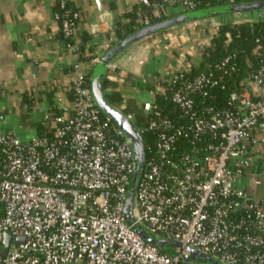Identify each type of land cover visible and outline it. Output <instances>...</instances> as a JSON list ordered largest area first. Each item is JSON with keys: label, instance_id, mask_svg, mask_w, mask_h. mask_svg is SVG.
Masks as SVG:
<instances>
[{"label": "built area", "instance_id": "built-area-1", "mask_svg": "<svg viewBox=\"0 0 264 264\" xmlns=\"http://www.w3.org/2000/svg\"><path fill=\"white\" fill-rule=\"evenodd\" d=\"M59 2L63 10L56 16L69 39L78 13L67 8L68 0ZM143 3L161 16L168 5L189 11L198 2ZM206 44L194 63L177 66L161 83L162 92L171 90L183 122L166 115L155 99L142 104L147 125L138 128L151 143L145 144L132 224L125 216L132 142L96 105L81 59L73 64L72 97L58 99L64 112L50 134L23 140L0 130V264H199L184 260L185 246L225 264H264V196L238 183L252 163L250 146L264 144V64L230 93L228 108L201 107L197 97L205 102L223 78L212 69L186 75ZM67 47L78 51L75 43ZM116 67L110 62L109 72ZM134 224L182 247L167 253ZM6 234L12 239L4 255Z\"/></svg>", "mask_w": 264, "mask_h": 264}, {"label": "crops", "instance_id": "crops-1", "mask_svg": "<svg viewBox=\"0 0 264 264\" xmlns=\"http://www.w3.org/2000/svg\"><path fill=\"white\" fill-rule=\"evenodd\" d=\"M58 1L0 0V130L14 131L23 140L40 134L42 125L46 128L44 133L49 134L56 124L55 118L64 112L58 99H71L73 64L81 58L67 47L61 21L56 16ZM67 3L78 13L77 41L87 35V53L95 56H102L117 41L114 33L117 18L123 19L135 8L152 10L143 0H68ZM182 12L185 11L178 6L168 5L165 14ZM237 19L223 15L178 24L127 47L113 60L116 69L107 72L116 83L108 87L109 91L117 92L119 100L115 106L122 109L135 101L136 106L142 107L144 101L154 100L171 71L197 60L199 49L209 42L219 24ZM110 37L114 41L106 48ZM96 64L84 62V71L91 76ZM26 95L30 96V105L24 101ZM249 153L251 166L238 183L254 196L262 197L264 144L251 145Z\"/></svg>", "mask_w": 264, "mask_h": 264}, {"label": "trees", "instance_id": "trees-1", "mask_svg": "<svg viewBox=\"0 0 264 264\" xmlns=\"http://www.w3.org/2000/svg\"><path fill=\"white\" fill-rule=\"evenodd\" d=\"M247 1L252 0H197V9ZM67 8L72 9L70 3H67ZM62 10L60 2L58 1L56 4V12H62ZM165 17H167L165 13L157 16L154 11L149 9L140 10L135 8L130 10L124 15L123 19L117 18L115 20L114 33L116 39L119 40L144 26L145 19H148L149 23H152ZM77 18L74 19L75 27L77 25ZM75 35L66 39L67 43L77 44V54L81 60L83 62H90L95 55L87 53L89 49L87 47L89 37L82 35L80 40L77 41ZM258 45H260V48L255 50ZM227 57H230L229 61L219 69L216 65L221 64ZM261 64H264V16L258 15L255 18H250L249 15H246L238 18L234 22H223L219 24L209 42L202 48L200 62L192 65L186 71V75L193 77L199 72L209 69L214 70L216 74H222L223 78L221 83L211 89L205 102L201 103L200 96L197 97L201 107L209 104L214 106L216 110H221L230 106V93L234 90L242 89L245 86L244 81ZM86 81L91 86L90 73L86 74ZM115 84V82L109 79L108 75L103 81L106 97L113 105H117L119 98L117 92L114 90L109 91L108 87L110 85L114 86ZM24 101L29 105L32 103L29 95L24 97ZM155 101L169 117L180 122L185 120L171 99V90L167 89L165 92L158 90L155 95ZM131 104L134 105L133 108ZM135 106L136 103L133 101L130 102V105L128 104L123 107L122 110L132 116L137 126L142 127L143 125H147V117L143 116L142 107ZM102 114L105 115L103 112ZM39 131L40 135L48 134V132L44 133L46 131L44 125L40 126ZM50 133L51 131H49ZM143 138L145 144L149 145L151 143L150 136L147 133L143 134Z\"/></svg>", "mask_w": 264, "mask_h": 264}, {"label": "water", "instance_id": "water-1", "mask_svg": "<svg viewBox=\"0 0 264 264\" xmlns=\"http://www.w3.org/2000/svg\"><path fill=\"white\" fill-rule=\"evenodd\" d=\"M223 15H233L236 18H241L246 15H249L250 18H255L258 15L264 16V0L228 3L207 8L189 10L167 16L158 21L144 25L127 34L125 37L117 40L101 56L100 62H98L92 70L90 84L96 105L101 110V112L113 119L125 132L127 137L131 140L134 150V170L125 203V216L126 221L129 224L134 222L133 208L135 203V192L144 169L146 150L143 135L131 116L124 112L121 108L113 105L106 97L103 81L107 76L109 63L133 43H136L162 30L186 22L207 18H216ZM133 229L138 232L146 241L154 244L167 253H171V251L175 250L177 247H182L180 242L154 235L142 224H134ZM14 238L18 241L23 240L22 236H15ZM11 239L12 236L10 234L5 235V248L3 250L4 255L7 253L8 244ZM185 249L188 251V253H184L182 256L186 261H192L199 264H225L218 258L199 251L196 248L185 246Z\"/></svg>", "mask_w": 264, "mask_h": 264}, {"label": "rangeland", "instance_id": "rangeland-1", "mask_svg": "<svg viewBox=\"0 0 264 264\" xmlns=\"http://www.w3.org/2000/svg\"><path fill=\"white\" fill-rule=\"evenodd\" d=\"M182 11V10H181ZM189 28H190V26H188ZM187 28V27H186ZM189 28H187V29H189ZM198 31V30H197ZM198 32H200V30L198 31ZM189 33V32H188ZM188 35V37L190 36V33L189 34H187ZM199 57H197L196 59H198ZM134 121V120H133ZM175 250H172L171 251V253H173Z\"/></svg>", "mask_w": 264, "mask_h": 264}]
</instances>
